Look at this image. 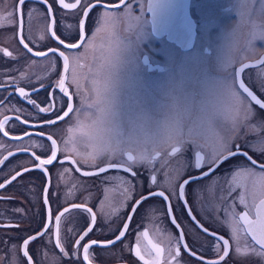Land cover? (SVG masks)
<instances>
[{"label":"flooded vegetation","instance_id":"obj_1","mask_svg":"<svg viewBox=\"0 0 264 264\" xmlns=\"http://www.w3.org/2000/svg\"><path fill=\"white\" fill-rule=\"evenodd\" d=\"M128 2L125 0V4ZM150 2L153 3L151 9ZM84 3L95 5L87 17L81 7L63 9L59 0H48L47 4L43 0H26L23 5L14 0L11 18L0 15L3 30L6 25L15 23V29L11 30L13 45L23 52L25 59L20 63L22 68L17 79L0 73V111L5 109L0 113V120L5 116L10 118L0 130V137L14 143L0 153V161H3L0 183L17 172L22 173L0 189V264H207L209 260L219 261L223 255L220 236L229 240V255L220 264H251L253 259L254 264H264V248L251 238L247 225L240 219L245 212L250 220L257 219L256 209L264 199V178L259 176L264 171L260 168V164H264V153L250 146V124L244 120L250 108L262 115L264 109L242 90L239 95L221 92L224 74L247 64L251 69L247 84L264 102V89L254 84V80L264 77L261 63L264 61V0H131V8L120 5V0H100L99 4L97 0H84ZM49 5L51 14L47 11ZM116 5L120 6L118 10L113 8ZM175 6L186 8L185 14L193 23L191 46L182 47L171 39L169 19ZM80 19H85L87 42L78 49L59 45L56 37L65 40V45L80 43ZM159 21L163 23L162 34L154 31V23ZM21 36L32 52L24 48ZM124 40H129L132 46H124ZM8 45L0 41V59L7 57L4 49L11 52ZM49 49L57 51L52 53ZM37 51L47 55L36 56ZM61 51L68 57L67 72L59 57ZM1 63L0 72H3L6 64ZM186 63L191 64L190 68ZM62 76L74 110L60 121L56 120V115L67 111L68 102L58 87ZM240 78H245L244 74ZM105 85L107 95L114 96L112 112L116 115L106 112L103 123L96 120L93 133L89 130L90 120L100 117L104 105L99 101ZM21 87L27 97H21L16 91ZM122 88L130 92L128 98L123 99L131 101L126 105L120 104ZM31 100L41 108L53 103L56 107L40 112L29 102ZM194 104L198 106L196 112L192 111ZM122 105L141 113L143 118L139 119L141 122L136 121L137 126L129 129L120 126ZM24 120L29 122L25 124ZM49 120H56L55 125L46 123ZM124 131L130 132V136L124 137ZM3 132L8 135L4 136ZM49 136L57 142V160L38 168L35 156L44 160L51 155ZM178 140L181 152L172 155L171 147ZM236 146L247 151L256 163L253 165L238 152L222 160L207 176L201 175L208 171L207 163L199 169L193 166L197 151L207 161L212 154L226 155V149L235 151ZM116 147L121 151L109 156V150ZM215 147H220L221 151L216 152ZM9 152L13 155L8 156ZM101 152L103 155H98ZM182 152L184 158L178 159L176 155ZM128 154L134 157L133 161L128 160ZM93 157L99 167L117 162L118 157L125 167L100 173L91 165ZM141 157L146 164H139ZM85 159L89 160L88 164L84 163ZM128 166L137 173L135 177L125 171ZM25 168L30 171L22 172ZM241 168L252 170L255 175L241 172L234 179ZM60 172L66 173L61 175ZM84 172L96 174L84 176ZM164 173L168 174L167 179ZM152 175L156 176L155 183L151 181ZM120 176L127 177L133 185L127 195L116 192L119 188L116 178ZM72 177L83 181L82 187L67 191L65 186L70 183L66 181ZM186 179L189 183L185 186L184 198L180 199L178 186ZM26 182L39 189L33 190V201L25 193ZM111 183L115 184L116 191L111 190ZM159 191H164L168 199L148 195ZM145 195L148 198L137 205L136 201ZM73 205L91 209L96 215L95 224L92 225L91 213ZM65 208L70 211L61 217L57 246L55 216ZM49 211L50 230L30 242L31 260L28 261L23 256V240L45 231ZM125 223L129 227L120 241L114 245L92 246L88 259H84V244L92 240H114ZM90 226L93 230L88 232ZM145 231L147 237L143 235ZM85 232L88 235L78 246L76 241ZM181 233L183 239H180ZM137 245L143 260L135 253ZM177 247L180 254L173 260ZM157 248L162 250L159 256ZM237 248L241 250L239 254Z\"/></svg>","mask_w":264,"mask_h":264},{"label":"snow or ice","instance_id":"obj_2","mask_svg":"<svg viewBox=\"0 0 264 264\" xmlns=\"http://www.w3.org/2000/svg\"><path fill=\"white\" fill-rule=\"evenodd\" d=\"M25 2H26V0H19L20 5H23ZM99 2H100V0H97V4H99ZM43 3L47 4L48 0H43ZM59 4L62 6L63 9H77L78 7H81L83 9V15L85 17H87L89 15V10L91 8L95 7V5H91L90 3H87V4L84 3V0H75L74 3H66L65 0H59ZM120 5H124L125 7L131 8V0H129V2L127 4H125V0H120ZM119 7H120L119 5L113 6V8H115L117 10L119 9ZM149 8L150 9L153 8V3H151V2L149 3ZM47 11H48L49 14H51L52 8H51L50 5H49ZM22 24H23V21L21 20V25ZM96 31H99V28H97ZM51 35L53 37H55L56 34H55V32H52ZM78 35H79V38H80V43L79 44L78 43H70V44L65 45V40L59 39L58 37H56V40L58 41L59 45L65 46L68 49H78L79 47H81L83 45V43L87 42V39H88L85 36V19H80L78 21ZM190 38H191V33H189V41H190ZM20 42L23 44L24 48L27 49L28 52H32V49L29 48L28 44L24 43L23 36H21ZM180 43H181L182 47L183 46H190V43H185V42H182V41ZM3 51H4V54L6 56H9V57L12 56V53L9 52L7 49H4ZM48 51L52 52V53H55L57 50L56 49H49ZM34 54L36 56H39V57H43V56L47 55L46 52H42V51H37ZM59 57L63 59V61H64V70H65V72H67L69 70V67H70L69 61H68V57L65 56V53L63 51L59 52ZM145 63H147V57H145ZM261 63L264 64V61H261ZM249 71H251L250 66L245 64V65L241 66L239 69H234L232 72H226L224 74L223 84L221 85V92H224V91H228L229 93L235 92V94L239 95L240 94V90H242V92L244 94H246L247 97H250L251 100L255 101L256 104L259 105L261 109H264V102H261V100L257 98V96L254 94V92L251 90V86L247 84V76H248V72ZM241 74H244L245 78L241 79L240 78ZM229 84H230V87H229ZM254 84L257 87H260V88L264 89V77H261L258 80H254ZM41 86H43V85H41ZM0 87H2V86H0ZM58 87H59L60 91L67 96V100H68V102H67V111H63V115H56V120L63 121L64 118L68 117L69 114L72 113L74 109H73V106H72V103H71V96L68 95L67 89L65 87V77L62 76L60 78V80L58 81ZM16 91H18V93H19V95L21 97H27V95H28L25 92V89L22 88V87L16 89ZM103 92H104V94L101 95V98H100V101H99V103L101 105H104V107L100 109V117L98 118L101 123H103V118H104L106 112H111L112 115H116L115 112H112V106L115 103V99H114V96L109 97L107 95V93H108V86L107 85H105V88H104ZM29 102L34 107L38 108V110L40 112L51 111L54 107H56L55 103H53L48 108H41V107H39V105L36 104V101L31 100ZM61 111H62V109H61ZM192 111L193 112L198 111V106L194 104L193 108H192ZM9 119H10L9 117L5 116L3 120H0V130L4 129L5 125L9 123ZM17 119H19V118L17 117ZM237 119H238V117H237ZM248 119H249V114L246 113L245 117H244V120H248ZM56 120H49L46 123L55 125ZM22 122L27 124L29 121L28 120H24ZM155 123L158 125V121H155ZM256 127L259 128L261 132H264V121H258ZM3 135L7 136L8 132H3ZM25 135H29V133H25ZM20 138L21 137H14V139H20ZM48 139L51 141V155L47 159L41 160L39 156H35V153H33V155L35 156V159L37 161H39V163L36 165V167H38V168H43L45 165H52L53 161L57 160V154H56V144H57V142H56V140H53L51 136H49ZM179 144H181V141L178 140V141H176L175 144L172 145V147H171V154L172 155H175V154L181 152V147L177 146ZM184 146L186 147V145H184ZM21 150L22 151H27V149H21ZM118 151H121V149H119L118 147L110 149L109 150V156L116 155V153ZM226 151H227V156H225L223 153H220L219 155L212 154L211 158L209 160H207V161H205V158L201 154V152L197 151V152L194 153L195 162H194L193 166L195 168L199 169L205 163H207L208 171L201 173V175L207 176L210 172H212L214 170L215 166L218 165L222 160H226L229 156H236L238 152L240 154H242L243 156L247 157L248 160L251 161V163L253 165L256 163L255 161L252 160L251 156H249L248 152L247 151H241V148L239 146H236V150L235 151H232L231 149H226ZM261 152L264 153V149H262ZM12 155H13L12 152L8 153V156H12ZM98 155H103V152L98 153ZM156 155L159 156L160 153L156 152ZM6 159H7V157H5V160ZM65 159H71V157H65ZM143 159H144V157H141V160H143ZM128 160L129 161H133L134 157L131 154H128ZM0 163H3V161H0ZM72 163L75 164V163H77V161L76 160H72ZM84 163L88 164L89 160L85 159ZM91 165L92 166H96L98 172H100V173H105L108 169H115V168L125 167V165L123 163L119 162V157H118V161L117 162H114V163L110 162V163L107 164L106 167L97 166L96 165V159H95V157H93L92 160H91ZM260 168L262 170H264V164H261ZM23 171L24 172H28V171H30V169L25 168V169H23ZM65 171H68V169H65ZM76 171H79V169H76ZM125 171L128 172V173H131L132 177H135L137 175V173L135 171H133L131 166L126 167ZM241 172H244L247 175H255L254 171L248 170V169H245V168H241L240 172H237V173L234 174V179L239 177ZM95 174L96 173H93V172H84L83 173L84 176H91V175H95ZM21 175H22L21 172H17L14 176L11 177V181H15L17 179V177H20ZM61 175H63V173H61ZM259 176L261 178H264V171H261V173H259ZM11 181H5V183H0V189L5 188L6 184L11 183ZM151 181L153 183L156 182V176L155 175L151 176ZM188 183H189V180L186 179V180L183 181L182 184H180L178 186L179 187L178 196H179L180 199L184 198L185 186ZM125 192H128L127 188L125 189ZM148 195L160 196V197L164 198L165 200L168 199V197L165 195L164 191L149 192ZM128 198H130V196ZM147 198H148L147 195L141 196V199L137 200L136 204L139 205L140 203H142V201L146 200ZM44 202H45V204H47V202H48L47 201V196H45ZM240 202L242 204L245 203L243 196L240 197ZM185 203H187V201H185ZM72 207L73 208H85V210L87 212L91 213L92 225L95 224L96 215H95V213H92L91 209L86 208V206H84V205H73ZM171 210H172L171 205H169L168 206V211L171 212ZM69 211H70V209L65 208L63 210V212H61L59 215L55 216V225H56L55 236H56V245L57 246H59V244H60V238L59 237H60V221H61V217L64 215V213H67ZM133 211H135V209H133ZM189 211H191V210L189 209ZM256 216H257V219L255 221L250 220L249 217H248V213L245 212V213H243L240 216V219L243 220L245 222V224L248 226L247 230H248L249 233L252 234V239L255 240L256 243L259 244L262 248H264V199H262L260 201V205L256 209ZM128 219L131 220V217H129ZM193 219H195V217H193ZM175 222H176L175 218L173 217V223H175ZM51 223H52L51 212L49 211V221H48V224L45 225V231L41 232V233H37V235H35V236H29L28 238L23 240V248H24L23 256L27 257L28 261L31 260V257H29V244H30V242L35 241L38 237L42 238L43 235L47 234L48 231L50 230L49 229V225ZM128 227H129V225L127 223H125L123 230H121L119 232V235L115 236L114 240H108L106 242H98L96 240H92L89 244H84L83 245L84 259L85 260L88 259L89 249L92 246L114 245L116 241H120L121 238H123L125 236ZM177 227H179V225H177ZM92 230H93L92 226H90L89 229H88V232H91ZM203 230L205 232L208 231L207 228H204ZM88 232H85L84 235L81 236L80 239L76 241V244L78 246L80 245L81 241L88 235ZM143 235L145 237H147V235H148L147 231H145L143 233ZM213 235H215V233H213ZM233 236L234 237L236 236V230L235 229H233ZM180 239H183V233L180 234ZM218 240L222 241V244H223V255H221L219 257V261H217V260H209L207 262V264H220V261H223L225 259V257H227L229 255V252H228L229 240L224 239L223 236L218 237ZM184 247L187 248L188 245H184ZM61 251H63V249H61ZM156 251H157V254L159 256V254H160V252L162 250L157 248ZM240 251H241L240 248L236 249V252L238 254L240 253ZM135 253H136V255L138 257H140L141 260L144 259V257L141 256V254H140L139 245L136 246ZM179 254H180V249L177 247L176 250H175V256L172 257L173 260H175L176 257L179 256ZM191 254L193 256L196 255L195 252H192ZM200 258L203 259V256H201ZM10 264H11V262H10ZM146 264H147V262H146Z\"/></svg>","mask_w":264,"mask_h":264},{"label":"rangeland","instance_id":"obj_3","mask_svg":"<svg viewBox=\"0 0 264 264\" xmlns=\"http://www.w3.org/2000/svg\"><path fill=\"white\" fill-rule=\"evenodd\" d=\"M14 0H0V15L4 14L6 17H10L12 16V13L10 12L11 8H12V3ZM11 14V15H10ZM4 22H6V19L4 20ZM5 27V25L3 26ZM12 29H15V23H13L12 25H6L5 29L3 30L2 28H0V41H4L5 43H9V50L12 53V56L9 57H4L0 59V61L2 62L1 64H6V70L3 72H0L2 75H5V77H10V78H14L17 79L19 76V68H22L20 63L25 62V59L23 58V52L18 49L17 46L13 45L14 44V40H13V33L11 32ZM98 40V39H97ZM93 41H96V39L94 38ZM124 46H132V44H130L129 40H124L123 43ZM20 60V62H19ZM192 64V62H191ZM190 63H186L187 67L190 68ZM130 92L128 89L126 88H122L121 90V95H122V101L120 104H128L131 101L128 100H123L125 98H128ZM5 109H2V111H4ZM0 111V113L2 112ZM96 112V111H95ZM137 114V116H135V114ZM143 116L141 115V113H138L137 110H129V109H125L122 105V109L120 111V126L122 127H126V128H130L133 127V125L137 126L136 121L141 122L142 121ZM93 119V117H92ZM90 120V125H89V130H92L94 133V128L96 126V120H98V117H95V119ZM141 121H140V120ZM172 119L170 120L171 123ZM249 124H250V129H249V142H250V146H255L258 149H264V132H261L259 128L256 127L257 122L258 121H264V115L255 112L252 108H250V114H249ZM172 123H175V121H173ZM145 126H147L145 124ZM122 135L124 137H129L130 136V132L124 131L122 133ZM145 136V135H144ZM143 136V137H144ZM12 137V136H11ZM210 139V137H209ZM14 145V143L10 142L9 140H6L2 137H0V153L6 149L7 147ZM216 148V147H215ZM221 148L217 147L216 148V152H220ZM183 152L180 155H176L178 159L184 158ZM139 164H146L145 160H141ZM61 173H66V172H60ZM167 173V172H166ZM164 173V174H166ZM164 177H168V174L164 175ZM162 177V178H164ZM60 179V177H59ZM64 179H68V178H64ZM116 180L119 181V183L117 184L119 188H117L116 191L115 188H113L115 186L114 183L110 184V188L112 191H116L118 195H127L132 191L133 185L131 183V181L123 176V177H117ZM169 180V179H168ZM166 181V180H165ZM167 183L171 182V181H166ZM165 182V183H166ZM67 184L63 183V185L66 187V189H68L67 191H75L78 190L79 188L82 187L83 181H81L80 179L77 180L76 178L72 177V179L70 178L69 181H66ZM166 183V184H167ZM128 189V192H125V189ZM25 190H26V195L27 197H29L32 201H33V197L35 195H32L33 190H39L38 187H36V185H34L33 183H25ZM37 198V197H36ZM255 260V259H253ZM251 261V264H254L255 261Z\"/></svg>","mask_w":264,"mask_h":264},{"label":"water","instance_id":"obj_4","mask_svg":"<svg viewBox=\"0 0 264 264\" xmlns=\"http://www.w3.org/2000/svg\"><path fill=\"white\" fill-rule=\"evenodd\" d=\"M175 11H176V14H175ZM185 12H186V8L185 9H179V6H175L174 7V12L172 14V17L169 19L170 22H169L168 31H169V33H171V39L175 40L178 44L181 45L180 42L182 41V42H185V43H190V46H191L192 43H193V39H194L193 38L194 37V27H193V23L190 22L191 21V19H189L190 17H188L185 14ZM180 15H181L182 19H180ZM162 25H163L162 21L154 23V31H155V33L162 34L163 30L160 29V27ZM189 33H191L190 41H189ZM18 34H19V36L21 35V29L20 28H19ZM225 156H227V154ZM22 172H24V171H22ZM7 181H11V178L9 180H7ZM249 234H250V236L252 238V234L251 233H249Z\"/></svg>","mask_w":264,"mask_h":264}]
</instances>
